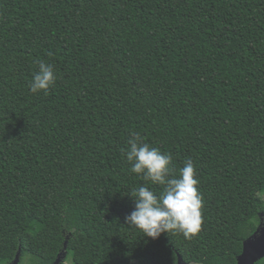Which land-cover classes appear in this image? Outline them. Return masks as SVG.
Segmentation results:
<instances>
[{
	"label": "trees",
	"instance_id": "1",
	"mask_svg": "<svg viewBox=\"0 0 264 264\" xmlns=\"http://www.w3.org/2000/svg\"><path fill=\"white\" fill-rule=\"evenodd\" d=\"M132 133L192 160L191 239L124 223L133 189L162 190L131 172ZM263 198L264 0H0V264H236Z\"/></svg>",
	"mask_w": 264,
	"mask_h": 264
},
{
	"label": "clouds",
	"instance_id": "2",
	"mask_svg": "<svg viewBox=\"0 0 264 264\" xmlns=\"http://www.w3.org/2000/svg\"><path fill=\"white\" fill-rule=\"evenodd\" d=\"M55 81L53 66L39 60L29 90L33 94H47ZM127 145L123 154L131 165V172L162 190L157 195L146 185L133 189L130 197L134 210L125 217L124 223L152 240L170 232L188 239L197 235L203 223L204 201L197 188L199 180L192 160L187 159L176 171L172 156L146 143L139 133H132Z\"/></svg>",
	"mask_w": 264,
	"mask_h": 264
},
{
	"label": "water",
	"instance_id": "3",
	"mask_svg": "<svg viewBox=\"0 0 264 264\" xmlns=\"http://www.w3.org/2000/svg\"><path fill=\"white\" fill-rule=\"evenodd\" d=\"M263 216V215H262ZM65 254L58 256L53 264H61ZM264 259V219L261 218L260 225L255 233L249 237L243 244L242 252L237 259L236 264H257ZM20 263V253H18L14 261L10 264ZM177 264H184L181 257H178Z\"/></svg>",
	"mask_w": 264,
	"mask_h": 264
},
{
	"label": "rangeland",
	"instance_id": "4",
	"mask_svg": "<svg viewBox=\"0 0 264 264\" xmlns=\"http://www.w3.org/2000/svg\"><path fill=\"white\" fill-rule=\"evenodd\" d=\"M263 200H264V198H263ZM182 255H183V258L185 259L187 256V249L186 248L183 249ZM70 260H71V256H69L66 264H70ZM261 264H264V260L261 262Z\"/></svg>",
	"mask_w": 264,
	"mask_h": 264
}]
</instances>
